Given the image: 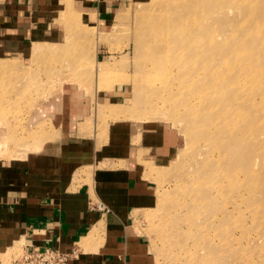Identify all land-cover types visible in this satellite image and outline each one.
I'll list each match as a JSON object with an SVG mask.
<instances>
[{"label": "rangeland", "instance_id": "rangeland-1", "mask_svg": "<svg viewBox=\"0 0 264 264\" xmlns=\"http://www.w3.org/2000/svg\"><path fill=\"white\" fill-rule=\"evenodd\" d=\"M117 13L38 57L29 44L0 59V159L48 142L69 97L98 129L155 121L170 146L162 166L146 163L153 264H264V0H127Z\"/></svg>", "mask_w": 264, "mask_h": 264}, {"label": "crops", "instance_id": "crops-1", "mask_svg": "<svg viewBox=\"0 0 264 264\" xmlns=\"http://www.w3.org/2000/svg\"><path fill=\"white\" fill-rule=\"evenodd\" d=\"M126 1L0 0V59L18 60L29 44L33 57L36 45L43 54L74 24L106 30ZM72 101L60 106L48 142L0 159V264L22 243L76 251L69 264H153L142 211L156 204L157 190L146 163L163 165L169 136L151 120L119 118L98 129L96 119L83 122L90 105ZM37 108L31 120L46 109Z\"/></svg>", "mask_w": 264, "mask_h": 264}, {"label": "built area", "instance_id": "built-area-1", "mask_svg": "<svg viewBox=\"0 0 264 264\" xmlns=\"http://www.w3.org/2000/svg\"><path fill=\"white\" fill-rule=\"evenodd\" d=\"M99 209L107 208L102 202L94 203ZM76 254L74 252H64L51 246L30 247L23 244L22 250L7 264H69V260Z\"/></svg>", "mask_w": 264, "mask_h": 264}, {"label": "bare ground", "instance_id": "bare-ground-1", "mask_svg": "<svg viewBox=\"0 0 264 264\" xmlns=\"http://www.w3.org/2000/svg\"><path fill=\"white\" fill-rule=\"evenodd\" d=\"M188 1H192V2H193V1H196V0H188ZM180 10H181V9H180ZM195 18H196V17H195ZM40 49H41V48H40L38 45L35 46V51H34V55H35V56H37V55H38V56H39V55H42V54H40V52H39ZM38 56H37V57H38ZM202 67L205 68L206 65L203 64ZM224 116H227V117L222 118L221 121L219 122L220 124H222L226 119H228V120H230V121H235V120L233 119V114H232V116H229V115H224ZM236 118H237V116H236ZM250 128H251V126H248L247 132L249 133V135H252L253 130H252V129L250 130ZM242 132H243V128H242ZM237 136H238V135H237ZM232 137L235 138V135L233 134ZM239 138L241 139L242 136L240 135ZM235 139H236V138H235ZM35 148H36V147H35ZM18 250H19V249H17V250L15 251L16 254L18 253ZM15 253L12 254V255H16Z\"/></svg>", "mask_w": 264, "mask_h": 264}]
</instances>
